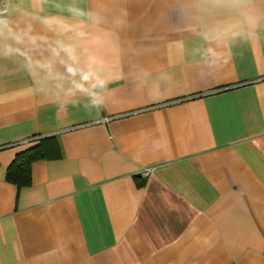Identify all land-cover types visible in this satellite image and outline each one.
I'll return each instance as SVG.
<instances>
[{
    "label": "crops",
    "instance_id": "0c3cea01",
    "mask_svg": "<svg viewBox=\"0 0 264 264\" xmlns=\"http://www.w3.org/2000/svg\"><path fill=\"white\" fill-rule=\"evenodd\" d=\"M5 7L0 264H264V0Z\"/></svg>",
    "mask_w": 264,
    "mask_h": 264
},
{
    "label": "trees",
    "instance_id": "16d2710c",
    "mask_svg": "<svg viewBox=\"0 0 264 264\" xmlns=\"http://www.w3.org/2000/svg\"><path fill=\"white\" fill-rule=\"evenodd\" d=\"M61 155L56 136L39 137L36 143L17 152L7 166L5 179L18 187L28 185L31 180V164L39 159L58 158Z\"/></svg>",
    "mask_w": 264,
    "mask_h": 264
},
{
    "label": "built area",
    "instance_id": "2783aa9c",
    "mask_svg": "<svg viewBox=\"0 0 264 264\" xmlns=\"http://www.w3.org/2000/svg\"><path fill=\"white\" fill-rule=\"evenodd\" d=\"M7 13L5 0H0V18H4ZM151 172V168H145L140 172L141 177H147Z\"/></svg>",
    "mask_w": 264,
    "mask_h": 264
}]
</instances>
